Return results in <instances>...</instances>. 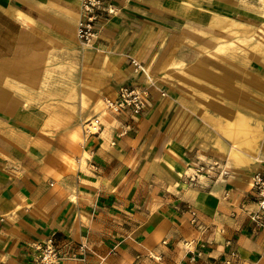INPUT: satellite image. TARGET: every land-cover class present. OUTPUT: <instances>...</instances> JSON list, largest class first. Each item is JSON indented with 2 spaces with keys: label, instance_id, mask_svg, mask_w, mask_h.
I'll return each mask as SVG.
<instances>
[{
  "label": "crops",
  "instance_id": "crops-1",
  "mask_svg": "<svg viewBox=\"0 0 264 264\" xmlns=\"http://www.w3.org/2000/svg\"><path fill=\"white\" fill-rule=\"evenodd\" d=\"M102 2L111 12L85 41L81 0H0V264H34L51 234L59 264H264L249 217L251 172L264 167L251 161L264 153V76L251 63L264 64V43L219 46L257 28L264 0ZM123 86L145 93L139 114L108 110ZM190 87L261 117L231 168L192 181L222 154ZM95 116L102 126L85 133ZM230 122L222 138L247 129Z\"/></svg>",
  "mask_w": 264,
  "mask_h": 264
},
{
  "label": "built area",
  "instance_id": "built-area-1",
  "mask_svg": "<svg viewBox=\"0 0 264 264\" xmlns=\"http://www.w3.org/2000/svg\"><path fill=\"white\" fill-rule=\"evenodd\" d=\"M81 9L84 12V18L78 24L77 36L81 40L87 41L92 36L94 23L99 14L101 12L110 13L111 10L103 6L102 0H81ZM144 105L145 93L143 90L123 86L118 89L116 99L107 103V108L114 115L121 114L126 110L132 114H139ZM100 126L102 123L95 116L93 119L85 121L83 130L85 133H93L98 131ZM193 170V176L189 178L191 181L198 174L210 175L212 171L221 174L216 162L195 166ZM250 196L257 204V209L250 213V220L257 228L264 229V167L252 174ZM34 250L37 252L34 264H59L62 259L52 234L47 236L42 243L34 244ZM230 255L234 257L236 254L231 252ZM227 263L229 264L230 261L228 260Z\"/></svg>",
  "mask_w": 264,
  "mask_h": 264
},
{
  "label": "rangeland",
  "instance_id": "rangeland-1",
  "mask_svg": "<svg viewBox=\"0 0 264 264\" xmlns=\"http://www.w3.org/2000/svg\"><path fill=\"white\" fill-rule=\"evenodd\" d=\"M260 12L262 15L257 16V19L255 20V23L257 26H254V27H257V28L249 27L248 29H244V30H242L243 32H241L243 34L239 35L238 37L236 36V34H234V32H231L230 34H233V35H230V40L228 39L227 41H221V42L219 40V42H220V43L218 42L219 46L222 43H224V45H226V47H228L230 49L234 48L233 52L239 54L240 51H242L241 48H242L243 44H245V43H247L248 45L252 44L253 46H256V44L257 43L259 44V42L264 43V2L262 3V8H260ZM228 29L230 30V28H227L226 30H228ZM237 39H241V40H243V42H240V40L234 42V40H237ZM238 46H239V48L236 49ZM240 46H241V48H240ZM216 49L217 50H213V51L219 50L218 47ZM213 53H216V52H213ZM206 56H207L206 61L212 62V64L215 66V68L219 70V67L222 66V62L219 59L213 57L212 55H206ZM262 59H263V63H264V57ZM201 62L205 63L203 61H201ZM206 63H209V62H206ZM251 67H252L251 69L253 71H255L257 74H261L264 76V64L260 66L257 63L252 62ZM208 88H210V86L204 85L201 90L204 91V90H207ZM186 91L188 92L189 96H191V97H196V98L200 99L201 101H207L205 104H202V106H203V108H207V110L210 112V113H205L207 118H208V121L205 120V122H204L198 116H197V118H199L201 121H203L204 125L206 126L205 138L209 140V143L212 146H214L216 139H222L221 126H225V125L230 124L231 123L230 121L234 122V124L232 125V127H234V128L235 127L239 128V129L248 128L249 130H251V136L253 138V143L254 142L257 143V140L259 139V138L257 139V132L261 131V128H259L257 126V123H258L257 119L258 118L261 119L260 116H257V108H255V107H257V105L254 106L253 108H249V106L239 107V108L236 107L235 108L234 105H232V104H230V102H227L224 99H222L220 97V95H218V94H213L210 97L209 96H199L196 93V90H194L191 87L186 88ZM248 99L250 102L254 101L255 103H257V95H249ZM93 118H90V119H93ZM240 118H241V121H240ZM222 156L223 155L220 156L219 154L217 155V153H214V154H210V158H208L209 163L210 162L211 163L212 162L217 163V166H219L218 171L221 170V172H222L221 166H223V164H225V166H226V163H227L228 168H231V164L229 162L232 161L228 156H226V155L223 156L225 158H223ZM201 164L202 163H198L196 166H199ZM242 164L245 165V163H242ZM202 165H205V164H202ZM194 168H195V166H194ZM189 172H191V173L187 174V176L190 178V176H193L194 170L191 169ZM254 172H256V171H254ZM254 172H251V177H252V174ZM211 174L212 175L216 174V172L212 171ZM207 176H209V175H207ZM195 178H196V175L194 176L193 180H195Z\"/></svg>",
  "mask_w": 264,
  "mask_h": 264
},
{
  "label": "bare ground",
  "instance_id": "bare-ground-1",
  "mask_svg": "<svg viewBox=\"0 0 264 264\" xmlns=\"http://www.w3.org/2000/svg\"><path fill=\"white\" fill-rule=\"evenodd\" d=\"M250 58L251 56L249 55L242 56V60L244 61V63H246L247 60H249ZM146 74H147V78L151 80V75L147 70H146ZM251 76H252L251 74L248 75V77L250 78ZM249 133L250 131L248 130V128L239 131L226 130L225 137L216 140L214 147H216L217 151H219V153H221L222 155L228 156L235 164L241 156V150H244L245 149L244 147H249L252 145ZM251 156H252L251 161L254 162L255 165H259L260 162L264 160L263 152H260L258 155L255 152V154L252 153Z\"/></svg>",
  "mask_w": 264,
  "mask_h": 264
}]
</instances>
